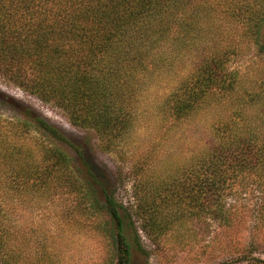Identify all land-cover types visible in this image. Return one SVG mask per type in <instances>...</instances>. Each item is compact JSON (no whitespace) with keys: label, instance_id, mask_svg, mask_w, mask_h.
Returning <instances> with one entry per match:
<instances>
[{"label":"trees","instance_id":"trees-1","mask_svg":"<svg viewBox=\"0 0 264 264\" xmlns=\"http://www.w3.org/2000/svg\"><path fill=\"white\" fill-rule=\"evenodd\" d=\"M0 76L129 163L136 202L130 211L82 146L0 92L12 113L0 116V264H60L20 260L17 199L63 203L106 240L101 264H135L134 218L160 248L189 222L191 238L232 226L231 201L247 193L264 212V0H0ZM187 125L200 136L188 150L168 138Z\"/></svg>","mask_w":264,"mask_h":264},{"label":"rangeland","instance_id":"rangeland-1","mask_svg":"<svg viewBox=\"0 0 264 264\" xmlns=\"http://www.w3.org/2000/svg\"><path fill=\"white\" fill-rule=\"evenodd\" d=\"M253 53L254 49L248 56ZM0 92L30 106L82 146L96 174L115 193L117 200L132 212L136 209L130 164L123 162L124 165L115 153L102 150L93 131L72 125L60 108L42 101L1 76ZM0 116L10 117L12 113L0 109ZM140 124L139 133L142 134L147 123L142 120ZM199 137L195 125L179 127L178 131H171L168 136L171 141L178 140L187 150L194 146ZM67 150L73 154L70 148ZM258 200V194L250 192L240 196L237 201H231L236 211L232 226H214L211 233L203 232L202 238H191L192 224L189 222L178 234L179 229L174 235L166 236L160 248L151 242L134 218L141 247L135 254V264H260L257 260H264V212L260 211ZM58 203L55 199H50V202L15 201L12 218L19 233L17 244L18 253L22 254L20 260L25 261L22 256L26 259L37 256L45 258L48 263V253H53L58 256L60 264H101L109 253L104 237L89 227L82 228L75 224L63 210L64 204ZM25 235L27 238H24ZM45 237L47 241L42 248L39 244L45 241Z\"/></svg>","mask_w":264,"mask_h":264}]
</instances>
